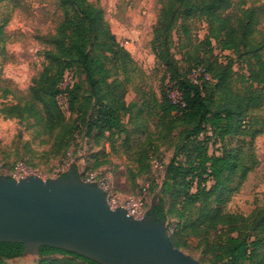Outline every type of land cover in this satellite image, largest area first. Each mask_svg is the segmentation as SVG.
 Masks as SVG:
<instances>
[{
	"label": "trees",
	"instance_id": "1",
	"mask_svg": "<svg viewBox=\"0 0 264 264\" xmlns=\"http://www.w3.org/2000/svg\"><path fill=\"white\" fill-rule=\"evenodd\" d=\"M60 4L64 18L50 39L55 48L44 52L49 60L56 62L57 75L51 81L41 78L31 88L32 99L24 105H13L1 111L7 117H29L39 124L45 123L46 133L67 121V114L58 100L59 95L65 93L69 104L67 112L74 113L76 105L77 112L78 109L82 111L86 137L95 146L99 145L100 139H106L113 147V138L123 134L125 144H128L131 134L137 132L149 142L160 141L177 128L191 125V129L180 130L174 157L165 166L160 186L163 196L171 193L173 198L168 211L177 222H174L176 228L171 234L173 244L183 250L191 238L198 239L207 264H264V208L255 209L248 215L224 208L247 174L258 165L252 145L255 138L264 133V116L252 115L249 121L246 119L251 110L263 104L264 88L258 86L264 87V32L256 29V10L243 8L238 17L232 18L223 14L232 8L233 0H167L160 10L152 40L153 52L172 75L164 91V103L158 102L154 93L142 103L139 100L128 103L125 94L131 81L129 73L134 72L137 65L130 51L112 32L104 18V10L90 0H60ZM194 16L206 22L209 45L214 41L220 51L232 52L238 61L247 64L248 86L243 93L231 87L235 75L232 58L225 65L216 59L210 66L193 65L188 74L180 72L169 45L179 19ZM71 61L80 66L87 93L81 92L83 86L78 82ZM197 66L205 67L212 79L201 78L200 84L192 82L189 75ZM67 71L73 73L75 82L71 88L62 91L60 84ZM120 74L124 78H120ZM210 88L213 95L204 96ZM170 89L181 94L184 105L172 102L168 96ZM148 116L156 119L154 130L149 127ZM128 124L133 126L131 130ZM139 125L143 127L139 128ZM204 134H207L205 140H200ZM182 135H186L185 138L181 139ZM241 135L250 140L246 151L242 147H228L227 137ZM62 138L61 144L64 142L63 145L69 146L67 136ZM218 140L222 143L221 150L211 152L210 144L214 146ZM155 143L141 151L144 158L135 160L137 175L145 173L144 159L150 168L155 163L154 155L160 147ZM243 143L247 144V141L243 140ZM153 147L155 150L151 149ZM182 150L187 155L186 158L183 154L185 162L178 160V151ZM246 153L247 162L244 160ZM98 156L95 154L91 158L99 159ZM74 172L81 177L76 163ZM62 176L66 177L67 173ZM151 210L167 222L164 199H159L149 212ZM24 250L22 243L0 242V264L22 257ZM51 255L64 258L42 260L39 264H100L67 250L49 246L40 248V257Z\"/></svg>",
	"mask_w": 264,
	"mask_h": 264
},
{
	"label": "rangeland",
	"instance_id": "2",
	"mask_svg": "<svg viewBox=\"0 0 264 264\" xmlns=\"http://www.w3.org/2000/svg\"><path fill=\"white\" fill-rule=\"evenodd\" d=\"M90 1L104 10V18L112 32L130 51L137 65L135 71L129 73L131 81L127 85L126 102L139 100L138 102L142 103L144 98L154 93L157 101L163 104L164 91L172 75L167 72L153 52L152 40L160 10L167 0ZM233 3L232 8L226 11L224 16L229 15L236 18L243 8L253 7L258 19L256 29L264 32V0H233ZM63 18L64 12L60 0H0V174L11 176L16 166L22 162L45 179L57 178L68 173L75 163L77 165L81 157H85L84 155L93 156L104 153L102 160L91 158L89 161L79 163L80 175L83 176L87 170L108 169L113 171L114 166L122 167L123 174L117 173V177L112 179L119 192L122 196H130L137 194L143 186L151 187L148 206L151 208L159 199L166 201L168 220L165 225L171 235L177 223L168 212L173 198L171 193L163 196L160 186L164 180L165 166H168L174 157L175 145L180 139V130L185 127L191 129V125H186L181 129L177 128L168 136L163 137V140L153 141L160 146L153 161L162 163L164 169H156L154 163L150 168L149 162L144 159L142 165L144 168L147 167L145 173L137 175L135 160L143 157L141 151L144 148L150 144L154 145L153 142L145 140L141 132L131 134L128 144H125L124 134L116 135L112 142L115 148L113 149L107 143L109 140L100 139L99 145L95 146L93 141L86 137L85 118L82 111L78 109L77 112V105L74 113L66 112L67 121L64 120L63 124L61 123L46 133L44 132L45 123L39 124L29 117L24 119L7 117L1 111L13 105H24L25 101L32 99L31 88L41 78H49L51 81V78L57 75L56 62L49 60L44 52L54 50L55 46L50 39L57 33ZM169 48L182 74H188L195 64L210 66L217 59L225 65L228 59L232 58L235 75L231 87L243 93V89L248 86L249 73L245 61H238L232 52L220 51L214 41L209 45L207 24L200 18L195 16L180 18L178 27L171 37ZM70 63L76 70L78 82L83 86L81 92L87 93L88 87L80 66L73 61ZM120 78L124 76L120 74ZM207 95H213L211 88L204 93V96ZM262 101L261 107L250 111L246 118L248 121L252 115L264 116V92ZM143 116L146 118L145 114ZM127 118L128 116L125 117V121ZM148 118L151 122H149V127L154 130L153 123L156 119H151L149 116ZM141 126L139 125V128ZM128 127L129 130L133 128L130 124ZM64 136H67L69 146L63 145L64 142L61 144ZM185 136L182 135L181 139ZM205 136L207 134L201 135L199 139L205 140ZM243 140L247 141V144L243 143ZM249 141V137L243 135L226 138L228 147H242L245 151L249 148ZM106 143L109 145L110 153L106 152ZM221 147L222 143L218 140L214 146L210 144L209 150L211 152L220 151ZM252 147L258 159V165L247 174L238 191L226 202L224 208L227 211L248 215L255 209L264 208V133L255 138ZM151 149L155 150L154 147ZM111 152L113 155L110 157H114L115 161L109 158ZM178 152V160L185 162V151ZM123 156L127 157L126 162H123ZM75 158L78 160L75 161ZM244 160L248 161L247 153ZM202 248L198 239L191 238L183 251L199 259L203 264H207L208 261L203 257ZM63 258L62 255L40 257L26 254L8 261V264H39L42 260L51 261Z\"/></svg>",
	"mask_w": 264,
	"mask_h": 264
},
{
	"label": "water",
	"instance_id": "3",
	"mask_svg": "<svg viewBox=\"0 0 264 264\" xmlns=\"http://www.w3.org/2000/svg\"><path fill=\"white\" fill-rule=\"evenodd\" d=\"M0 242L22 243L23 255L55 247L100 264H203L175 247L151 210L141 219L111 209L103 188L67 176L0 175Z\"/></svg>",
	"mask_w": 264,
	"mask_h": 264
},
{
	"label": "built area",
	"instance_id": "4",
	"mask_svg": "<svg viewBox=\"0 0 264 264\" xmlns=\"http://www.w3.org/2000/svg\"><path fill=\"white\" fill-rule=\"evenodd\" d=\"M124 46V45H123ZM192 82L200 84L202 79L211 80V76L207 73L205 67L197 66L195 67L191 74L189 75ZM75 82L74 75L71 71H67L64 78L60 84V90L65 91L68 87L71 88ZM168 96L175 104L184 105L181 94L175 90H168ZM59 104L62 106L65 112L69 109L68 99L65 93H61L58 97ZM154 167L159 170L164 169V165L155 161ZM15 172L9 176L15 179L25 178L31 175L40 176L33 168L27 166L24 163H20L16 166ZM14 171V170H12ZM1 175V174H0ZM4 175V174H3ZM8 176V175H7ZM82 180L86 182H91L101 188L106 192L107 204L111 209H125L130 216L134 218L141 219L149 214V186H143L137 194H132L130 196H122L117 187L115 186L111 172L106 170H87L81 176Z\"/></svg>",
	"mask_w": 264,
	"mask_h": 264
},
{
	"label": "crops",
	"instance_id": "5",
	"mask_svg": "<svg viewBox=\"0 0 264 264\" xmlns=\"http://www.w3.org/2000/svg\"><path fill=\"white\" fill-rule=\"evenodd\" d=\"M106 146H107V149H106V152L107 153H110V148H109V145L106 143ZM113 155V152H111V155H109V158L111 159V160H114L115 161V158L114 157H110V156H112ZM85 157H81L80 159H79V162L77 163V165H78V170H79V173L81 174V172H80V167H79V163H82V162H84V161H89V160H91V157H93V156H90V155H84ZM96 157V156H95ZM98 158H100L101 160L103 159V157L101 156V155H99L98 156ZM123 158L124 159H122V160H124L123 162H126V160H127V157L125 158V156H123ZM94 159V158H93ZM121 169H122V167H119V168H117L116 166H114L113 167V171H110V170H108V169H106V171H110L111 172V177H112V179L113 178H115V177H117V173H121V174H123L122 172H121ZM102 170V169H101ZM103 170H105V169H103Z\"/></svg>",
	"mask_w": 264,
	"mask_h": 264
}]
</instances>
